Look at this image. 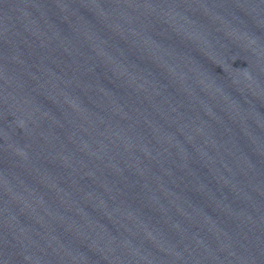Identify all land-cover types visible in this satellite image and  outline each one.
I'll return each instance as SVG.
<instances>
[{
  "label": "water",
  "instance_id": "1",
  "mask_svg": "<svg viewBox=\"0 0 264 264\" xmlns=\"http://www.w3.org/2000/svg\"><path fill=\"white\" fill-rule=\"evenodd\" d=\"M0 264H264V0H0Z\"/></svg>",
  "mask_w": 264,
  "mask_h": 264
}]
</instances>
